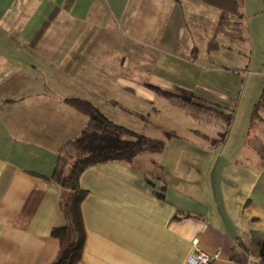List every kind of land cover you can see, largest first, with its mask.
Returning a JSON list of instances; mask_svg holds the SVG:
<instances>
[{
  "label": "crops",
  "instance_id": "obj_1",
  "mask_svg": "<svg viewBox=\"0 0 264 264\" xmlns=\"http://www.w3.org/2000/svg\"><path fill=\"white\" fill-rule=\"evenodd\" d=\"M245 7L242 37L219 32L209 48L220 9L204 0H0V264H47L57 254L51 229L65 218L48 177L87 119L68 96L165 139L160 151L83 171L76 264H184L195 238L218 250L212 264H240L237 241L250 249L264 236V163L245 148L264 128L251 121L253 105L237 119L249 70ZM147 84L231 111L226 138L213 144L217 127Z\"/></svg>",
  "mask_w": 264,
  "mask_h": 264
},
{
  "label": "trees",
  "instance_id": "obj_2",
  "mask_svg": "<svg viewBox=\"0 0 264 264\" xmlns=\"http://www.w3.org/2000/svg\"><path fill=\"white\" fill-rule=\"evenodd\" d=\"M220 9L214 36L209 40L208 47H215V35L222 32L228 36L241 38L243 26V0H204ZM237 17L238 20H233ZM50 20L37 33H43ZM155 93L166 99L170 104L202 124L218 128L219 133L212 139L213 144L222 142L228 133L232 121V112L217 106L206 104L191 96L147 84ZM65 101L86 115L87 119L81 132L65 142L57 152L58 158L53 172L48 179L59 186V204L65 223L51 229V235L59 241V249L55 258L47 264H76L82 256L85 241V229L81 214V201L86 195L79 183L83 171L87 168L111 160L129 162L145 151H160L165 139L151 137L137 132L124 125L115 123L104 115L89 100L68 96ZM264 108V73L262 90L253 104L251 121L256 119L264 123V116L259 109ZM167 137L172 135L167 132ZM245 148L253 151L264 163V139L250 136L245 140ZM249 255L256 257V264H264V236L250 249L237 241L232 252V259L245 264Z\"/></svg>",
  "mask_w": 264,
  "mask_h": 264
},
{
  "label": "rangeland",
  "instance_id": "obj_3",
  "mask_svg": "<svg viewBox=\"0 0 264 264\" xmlns=\"http://www.w3.org/2000/svg\"><path fill=\"white\" fill-rule=\"evenodd\" d=\"M244 3L247 9V16L249 17V19L245 20V23L246 29H248L250 42L247 41L248 43L245 44V46H247L249 58L242 63V67L247 63L249 70L248 72L241 70V76H244V85L240 92L239 107H237L238 120H240L245 113L247 114V111L249 112L250 107L254 103L253 101L259 97L262 90V73L264 72V12L260 10L259 0H243V6ZM257 7H259V10L257 11V15H255ZM247 21L250 24L249 27L247 26ZM255 21L258 22V25ZM259 113L264 116L263 107L259 109ZM255 121L260 122L261 126L264 128V123L261 120L256 119Z\"/></svg>",
  "mask_w": 264,
  "mask_h": 264
},
{
  "label": "built area",
  "instance_id": "obj_4",
  "mask_svg": "<svg viewBox=\"0 0 264 264\" xmlns=\"http://www.w3.org/2000/svg\"><path fill=\"white\" fill-rule=\"evenodd\" d=\"M192 246L193 249L187 255L184 264H212L213 260L218 257V250L214 252H208L200 248L196 238L192 240ZM246 264H256V262Z\"/></svg>",
  "mask_w": 264,
  "mask_h": 264
}]
</instances>
